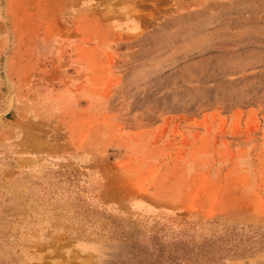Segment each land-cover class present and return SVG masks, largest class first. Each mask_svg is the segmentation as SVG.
<instances>
[{
	"label": "rangeland",
	"instance_id": "374dc122",
	"mask_svg": "<svg viewBox=\"0 0 264 264\" xmlns=\"http://www.w3.org/2000/svg\"><path fill=\"white\" fill-rule=\"evenodd\" d=\"M0 264H264V0H0Z\"/></svg>",
	"mask_w": 264,
	"mask_h": 264
}]
</instances>
